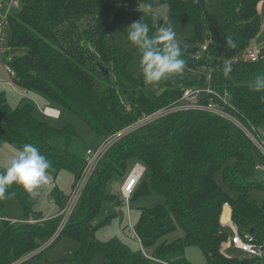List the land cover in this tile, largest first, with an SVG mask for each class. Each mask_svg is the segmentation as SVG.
<instances>
[{
    "label": "trees",
    "instance_id": "16d2710c",
    "mask_svg": "<svg viewBox=\"0 0 264 264\" xmlns=\"http://www.w3.org/2000/svg\"><path fill=\"white\" fill-rule=\"evenodd\" d=\"M21 1V8L11 10L7 20L11 39L6 56L13 80L25 90L45 95L55 105L53 108L78 115L89 126L90 137L83 141L71 125L57 128L37 119L29 99L11 107L0 97V143L8 142L17 148L26 143L35 145L51 162L50 169L70 171L75 182L84 168L88 148L96 147L142 115L178 100L183 88L205 83L204 66L212 70L213 87L229 93V110L258 132L264 125V101L260 99L264 92L252 90L255 78L264 75V46L257 61L231 62L250 46L261 28L257 12L260 0ZM138 1L151 6L165 2L173 21L192 24L196 32L194 40L180 43L188 73L162 81L160 93L152 92L141 77L128 71L132 51L108 43L104 35L105 14L114 6L122 10ZM213 1L217 11L212 9ZM114 19L127 37V26L136 20L124 19L120 11ZM149 34H154L153 30ZM208 35L212 42L205 57L193 58L200 49L196 43H202ZM226 36L236 42L235 48L226 46ZM126 41L131 44L127 38ZM99 65L108 68V78L102 76ZM225 65L231 66L227 76ZM192 72L198 77L191 79ZM255 154L264 159L233 123L204 111L176 112L140 126L109 149L87 182L76 210L43 251L66 235L79 247L59 264H89L97 251H102L111 264H144L142 254L129 253L113 241L95 239L97 226L91 224L101 202L111 198L108 182L123 180L128 173L127 161L134 158L150 172L149 180L139 182L134 192L163 197L161 204L139 207L135 230L141 245L149 247L154 258L165 264H191L183 256L172 254L197 245L206 264H264V258L248 254L227 256L224 248L229 234L221 222L223 205L228 202L238 230L251 232L264 244V200L257 202L250 197L253 189L264 191V182L255 176ZM218 172L223 186L233 196L216 180ZM8 191L15 193L29 215L30 194L15 184ZM60 219L56 215L42 222L18 225L2 219L0 264H11L36 250L55 234ZM177 228L182 229V237L160 240ZM43 251L20 264H30Z\"/></svg>",
    "mask_w": 264,
    "mask_h": 264
},
{
    "label": "rangeland",
    "instance_id": "374dc122",
    "mask_svg": "<svg viewBox=\"0 0 264 264\" xmlns=\"http://www.w3.org/2000/svg\"><path fill=\"white\" fill-rule=\"evenodd\" d=\"M7 4V0L0 1V16L5 15ZM146 5L147 3L144 1H138L136 5L127 6L122 10H120L117 6H114L104 16L105 39L110 44L132 51L127 69L132 75L141 77L142 79L143 76L140 74L139 69L140 54L138 49L129 44L126 41L125 35L117 28L114 19L115 13L120 11L123 18L129 21H135L138 19L144 20V22L149 24L150 29L153 30L154 33L157 31L158 26H162L170 22L174 25L176 39L179 43L185 44L196 38L195 28L192 24L175 22L171 19L168 6L165 2L151 6L150 13L147 15H145L143 11ZM21 6L22 1L19 0L18 5L14 9L19 10ZM211 6L212 9L216 10L214 1ZM257 12L261 28L249 45L262 47L264 46V0L259 1L257 5ZM163 15L166 16L165 19H162ZM154 16L159 17L157 27L152 26ZM2 30L4 32V41L1 44L0 50V97L5 98L6 102L11 107H16L22 100L29 99L35 106L33 114L37 119L47 122L49 125L57 128L71 125L80 139L88 141L90 137L89 126L78 115L64 108H56L59 110L58 116L45 114V107L52 108L55 105L42 93L33 90H25L15 83L12 74L7 70L8 59L6 52L9 51V42L11 39V28L7 21L3 23ZM196 45H198L199 48L201 43L198 41ZM187 73L186 69L182 72L183 75H186ZM197 77L198 76L195 72L190 74L191 79H195ZM145 85L154 93H160L164 87L162 82L157 85L146 83ZM205 85L206 83H203L197 87H204ZM259 132L264 136V125L259 128ZM17 149L18 148L16 146L8 142L0 143L1 167L4 168L7 165V162L13 157ZM255 158L262 165L261 169L255 172V176L257 180L264 182V159L259 157L258 154H255ZM136 162L137 160L134 158L128 160L126 171H130ZM149 177V169H146L141 177L140 183L148 181ZM215 178L223 186L221 172H218ZM122 181V179H111L107 184V192L111 195V198L105 199L101 202L98 214L91 221L93 226H97L93 232L95 239L102 242L113 241L129 253L142 254L146 258L144 264H165L163 260H161V262H157L152 259L154 255L151 249L141 245L135 231L140 218L139 207L161 204L163 202V197L157 195L139 196L136 192H134L128 202H125L120 192ZM74 184L75 177L70 171L65 169L57 171L49 169L47 171V182L36 188L34 190V194H30L32 206L31 213L29 215L24 213L23 207L16 195L10 196L5 200H0V229L3 224L2 219L11 222L14 225H18L31 217H37L44 220L55 217L59 213L60 204H63L70 196ZM223 187L230 195H234V193L227 186L224 185ZM250 197L255 199L257 202H262L264 200V191L253 189L250 191ZM51 199H53L54 202H51ZM222 228L228 234L231 233L230 228L225 224H222ZM182 236V229L177 228L164 235L160 240L172 241L175 238ZM44 244L45 242L40 243L38 249L42 248ZM46 247L47 245L42 248V251ZM78 247L79 243L76 240L71 239L66 235L60 236L51 247L45 249L43 253L36 257L30 264H59L60 260L69 258L73 251H75ZM36 251L28 254L30 255L29 257L36 255ZM224 252L229 257H242L246 255L245 252H242L231 245H225ZM172 256H183L191 264H206V258L201 248L197 245L185 246L182 251H175ZM22 260L24 261L23 257L13 261L11 264H20L23 262ZM62 264L70 263L64 262ZM89 264L111 263L106 260L102 251H97Z\"/></svg>",
    "mask_w": 264,
    "mask_h": 264
},
{
    "label": "built area",
    "instance_id": "2783aa9c",
    "mask_svg": "<svg viewBox=\"0 0 264 264\" xmlns=\"http://www.w3.org/2000/svg\"><path fill=\"white\" fill-rule=\"evenodd\" d=\"M7 1L8 4L6 7V13L4 16H0V50H1V44L4 41V32L2 30L3 23H5V21L8 20V14L10 13L11 10L16 8L19 2V0H7ZM165 18L166 16L163 15L162 19ZM211 42H212L211 36L208 35L201 43L200 49L197 50L192 55V57L195 59H202L203 57H205L208 51V45ZM260 48L261 47L257 45L249 46L244 50V52L240 56L236 58H232L231 62L235 63L238 60L257 61L260 54ZM7 70L11 74H13V71L9 65L7 66ZM204 77L206 83L204 87L189 86L183 88L182 95L178 100L168 105L162 106L149 114L142 115L133 123L104 138L96 147L88 148L86 150L85 153L86 162L82 170V173L79 176V178L76 180L71 190L70 196L66 199L64 206L60 209L58 213V215L61 216V219L55 231V234L50 239L45 241V244L42 246V248L45 245L48 246L65 227L67 221L69 220L70 216L74 212L75 208L77 207L82 197L87 182L89 181L90 177L97 168L99 162L104 158V156L107 154L109 149L123 136L136 130L140 126H144L158 118L170 115L172 113L188 111V110L204 111L214 114L216 116H220L233 123L236 127H238L251 140L255 148L264 158V136L261 133H259L250 122L244 121L238 115H235L231 110H229L230 107L232 108V105L229 102V98H230L229 93L226 90L219 91L215 87H213L212 70L206 66H204ZM44 113L58 116L59 110L53 107L52 108L45 107ZM261 167L262 165L259 162L256 163L255 165L256 170H260ZM145 170L146 167L141 162L137 161L134 164V166L131 168V170L128 171V173L124 177L123 181L121 182L120 192L125 202H128V200L131 198V195L134 192L135 188L137 187L138 183L140 182L141 177ZM50 201L54 202L53 199H51ZM226 207H228L229 214H228V219L225 220L223 224H225L231 230L227 244L236 247L237 249H239L242 252H245L248 255H252L258 258H264V244L259 243L251 232L247 231L241 233L238 230L236 224L231 219L230 216L231 207L228 202L224 203L222 214ZM42 221H44V219L31 217L27 220H24L23 222L36 223ZM42 248L39 249L37 248L36 250L41 251ZM39 251H36V253H38ZM28 254L23 256L24 260L29 258L30 255ZM152 259L157 262H161L159 259H156L154 257Z\"/></svg>",
    "mask_w": 264,
    "mask_h": 264
},
{
    "label": "clouds",
    "instance_id": "9594fccd",
    "mask_svg": "<svg viewBox=\"0 0 264 264\" xmlns=\"http://www.w3.org/2000/svg\"><path fill=\"white\" fill-rule=\"evenodd\" d=\"M151 4L144 8L145 15L150 13ZM158 17H153V27H157ZM151 29L147 22L138 19L127 26V40L140 54V74L146 84L157 85L167 81L173 76L181 74L186 61L183 58V48L176 39V31L172 23L157 27V31L150 35ZM227 47L235 48L236 42L225 37ZM224 75L231 71L230 65L223 68ZM252 90L264 92V75L257 76L253 82ZM260 99L264 101V96ZM51 162L41 154L38 147L31 143L18 148L7 165L0 170V200L15 195L9 192L14 184L20 186L25 192L34 194V190L47 182V171Z\"/></svg>",
    "mask_w": 264,
    "mask_h": 264
},
{
    "label": "water",
    "instance_id": "95a60500",
    "mask_svg": "<svg viewBox=\"0 0 264 264\" xmlns=\"http://www.w3.org/2000/svg\"><path fill=\"white\" fill-rule=\"evenodd\" d=\"M99 70H100V72L104 78H108L110 76L108 68H106L102 65H99ZM89 234H91V233H89Z\"/></svg>",
    "mask_w": 264,
    "mask_h": 264
},
{
    "label": "bare ground",
    "instance_id": "6f19581e",
    "mask_svg": "<svg viewBox=\"0 0 264 264\" xmlns=\"http://www.w3.org/2000/svg\"><path fill=\"white\" fill-rule=\"evenodd\" d=\"M228 214H229V210H228V207H226L225 210H224V212H223V214H222V216H221L222 223H224L225 220L228 219Z\"/></svg>",
    "mask_w": 264,
    "mask_h": 264
},
{
    "label": "crops",
    "instance_id": "0c3cea01",
    "mask_svg": "<svg viewBox=\"0 0 264 264\" xmlns=\"http://www.w3.org/2000/svg\"><path fill=\"white\" fill-rule=\"evenodd\" d=\"M60 211V210H59ZM37 218V217H36ZM227 245V244H226Z\"/></svg>",
    "mask_w": 264,
    "mask_h": 264
}]
</instances>
